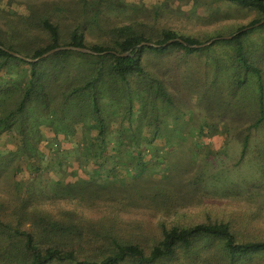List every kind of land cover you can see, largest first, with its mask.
I'll return each mask as SVG.
<instances>
[{
    "label": "rangeland",
    "instance_id": "1",
    "mask_svg": "<svg viewBox=\"0 0 264 264\" xmlns=\"http://www.w3.org/2000/svg\"><path fill=\"white\" fill-rule=\"evenodd\" d=\"M41 15L58 25L63 42L77 28L87 44H107L111 28L128 24L213 41L193 53L143 48L140 54L144 68L163 81L174 101L156 106L161 136L152 149L159 157H143L146 169L153 168L144 175L143 193L128 183L135 181L132 165L118 167L112 175L101 170L87 177L80 150L83 130L58 122L55 133L41 122L27 134V149L42 158L39 170L22 161L14 133L0 135V216L31 195L44 211L74 209L85 220L108 221L105 226L114 225L118 236L147 250L159 239L161 223L222 221L239 241L264 240V123L251 128L256 116L253 79L242 97L233 93V46L223 39L253 26L255 12L218 0H0V39L27 50L47 45L49 36L38 23ZM262 33L250 34L246 45L255 46ZM217 59L223 63L219 68ZM105 100L101 104L109 115ZM150 137L140 136L146 143ZM79 178L89 181V187L78 196L62 199L64 194L54 190L56 180ZM150 178H164L172 191L167 200L151 194Z\"/></svg>",
    "mask_w": 264,
    "mask_h": 264
},
{
    "label": "trees",
    "instance_id": "2",
    "mask_svg": "<svg viewBox=\"0 0 264 264\" xmlns=\"http://www.w3.org/2000/svg\"><path fill=\"white\" fill-rule=\"evenodd\" d=\"M218 1L255 12L251 25L264 19V0ZM38 23L49 36L45 46L27 50L0 39V135L14 133L21 143L22 161L39 170L42 158L36 159V152L27 149L28 130L44 122L56 133L58 122H68L83 130L80 150L84 152L87 177L101 170L112 175L118 167L128 170L132 165L135 181L128 183L143 193L144 175L153 169H146L149 163L143 157L158 155L152 149L157 145L153 140L161 125L156 106H171L174 101L163 81L144 68L140 54L143 48L159 53L170 49L193 53L202 48L188 47L183 42L203 43L170 28L151 31L133 24L111 28L107 44H87L77 28L63 42L57 24L43 15ZM243 28L225 42L233 46L231 77L235 96L242 97L250 80H254L256 116L251 128L257 129L264 123V36L255 46L246 43L255 31L264 33V23L252 30L241 31ZM168 40L175 41L134 51L141 42L162 45ZM58 46L88 48L95 53L61 50L35 62L10 53L37 58ZM130 50L126 56L115 54ZM217 63L218 68L223 65L219 59ZM105 98L109 115L101 104ZM141 133L152 136L149 142L140 138ZM161 138L167 139L168 135ZM147 147L149 150H145ZM246 147L247 138L242 152ZM149 183L152 195L161 200L169 198L172 191L164 178H150ZM53 187L64 194L62 199H70L89 187V181L59 179ZM32 200L29 195L10 214H1L0 264H264V240L239 241L226 222L161 223L159 239L147 250L139 242L118 236L114 225L105 226L108 221L99 220L97 224L85 220L74 209L50 213ZM86 251L90 254L85 255Z\"/></svg>",
    "mask_w": 264,
    "mask_h": 264
},
{
    "label": "water",
    "instance_id": "3",
    "mask_svg": "<svg viewBox=\"0 0 264 264\" xmlns=\"http://www.w3.org/2000/svg\"><path fill=\"white\" fill-rule=\"evenodd\" d=\"M262 23H264V19L261 20V21L258 22V23H255V24H254L253 26H251V27H257V26H259V25L262 24ZM251 27H245V28H243V30H241V31H244V30H246V29H248V28H251ZM233 35H234V34H232V35H230V36H226V37H224L223 39L231 38V37H233ZM175 40H176V41H179V42H183V41L180 40V39H175ZM175 40H168L166 43H164V44H162V45L154 44V43H152V42H141L140 44H138V45L136 46V48L134 49V51L136 52L140 47H144V46H147V47H154V48H159V47H161V46H166V45H168V44H171V43H172L173 41H175ZM212 41H213V40H210L209 42H206V43H203V44H197V45H187V43H184V42H183V44L186 45V46H188V47H192V48H201V47H204V46L210 44ZM0 47H1V46H0ZM61 50H70V51H77V52H82V53H95V52L91 51V50L88 49V48H81V47H75V46H58V47H56V48H53V49H51V50L46 51L45 53H43L41 56H39V57H37V58H28V57H25V56H23V55H21V54H19V53H16V52H10V53L13 54V55L16 56V57H19V58L25 60V61H28V62H35V61H37V60H39V59L45 58V57H47V56H49V55H52V54H54V53H56V52H58V51H61ZM130 52H131V50L119 54V53H115V52L112 51V53H115V54L118 55V56H126V55L130 54Z\"/></svg>",
    "mask_w": 264,
    "mask_h": 264
}]
</instances>
